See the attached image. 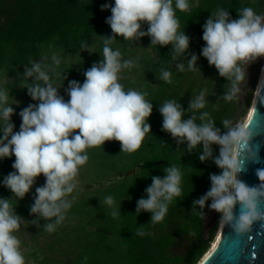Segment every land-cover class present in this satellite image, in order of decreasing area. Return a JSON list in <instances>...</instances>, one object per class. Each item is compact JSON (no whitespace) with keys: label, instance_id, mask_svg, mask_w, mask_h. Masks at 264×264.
<instances>
[{"label":"trees","instance_id":"trees-1","mask_svg":"<svg viewBox=\"0 0 264 264\" xmlns=\"http://www.w3.org/2000/svg\"><path fill=\"white\" fill-rule=\"evenodd\" d=\"M189 2L190 11H176L179 31L190 37L189 50L179 60L172 59L171 45L150 46L147 36L139 41H125L117 36L112 43L113 50L119 49L123 59L136 65L123 69L119 82L125 90L147 93L146 99L153 104L148 120L151 132L133 153L122 152L116 141L87 149L89 159L76 178L80 188L76 187L67 197L72 206L55 231L44 228L52 221L30 214L35 188L45 183L43 175L23 199H18L3 185V178L14 171L15 157L0 159V198L11 199L16 213L23 218L15 235L21 248L28 249L25 264H198L211 248L220 214L216 224L206 231L209 208L203 209V216L193 201L209 190L210 175L219 174L220 169L212 160H199V146L188 153L185 144L178 146L170 134L162 131L158 109L166 100H176L187 110L189 100L206 89L205 108L186 112L184 119L196 115V122L200 123L198 117L206 111L223 131V120L236 125L245 117L257 81V75L251 84L246 81L256 68L255 60L244 65L245 79L239 83V91L233 99L225 100L231 83L200 55L205 45L203 25L217 8L227 9L233 19L238 18L237 11L242 7L264 14V0ZM104 4H114V0H0V88L10 92L8 103L15 109L11 117L14 131H19L22 122L19 112L38 103L27 94L23 76L30 60L51 66L47 70L52 82L67 101L69 81L83 83V73L102 59L101 37L112 35L105 22L111 12L102 10ZM142 30H147L146 23ZM83 43L87 49L81 47ZM193 53L199 57L197 68L188 70L187 56L190 58ZM53 56L59 59L58 65ZM263 59L259 58L257 66ZM178 62L184 63V71L176 68ZM161 68L172 73L171 83L160 79ZM28 82L32 83L31 78ZM213 150L218 155V146L213 145ZM171 165L183 173L182 194L169 205L162 222L151 223L150 213H136V202L146 198L145 188L151 184V177H163V168ZM107 196L113 197L114 206L103 203ZM114 210L120 211L118 217L111 215ZM138 230L145 235H137Z\"/></svg>","mask_w":264,"mask_h":264},{"label":"clouds","instance_id":"clouds-1","mask_svg":"<svg viewBox=\"0 0 264 264\" xmlns=\"http://www.w3.org/2000/svg\"><path fill=\"white\" fill-rule=\"evenodd\" d=\"M102 10L111 12L105 22L112 35L101 37L102 59L83 73V83L69 81L67 101L52 82L47 70L51 66L30 60L23 76L27 94L38 103L29 104L19 112L22 122L19 131H14L11 117L15 109L8 103L10 92L0 88V159L15 157L14 171L3 178V185L15 197L23 199L43 175L45 183L35 188L30 214L52 221L44 225L48 232L56 230L72 206L67 197L77 187L79 169L89 159L87 149L116 141L122 152L133 153L151 132L148 120L153 104L146 99L147 93L125 90L119 82L121 71L136 65L130 59H123L119 49L113 50L111 45L116 37L139 41L147 36L150 46L171 45L173 60L185 56L190 46V37L185 31H179L176 16L177 10H191L189 0H114V4L102 5ZM237 15L238 18L233 19L227 9L217 8L203 25L205 45L200 55L215 67L220 77L231 83L229 92L224 94L225 100L233 99L239 91L238 85L245 79L244 65L264 58V14H258L252 7H242ZM145 23L146 31L142 30ZM81 47L87 49L88 45L83 43ZM187 58L188 70L197 68L199 57L193 53ZM52 59L56 65L60 63L56 56ZM176 68L182 72L185 65L178 62ZM160 72V79L171 83L172 73L164 68ZM30 78L32 83L28 82ZM206 91L191 98L187 110L176 100L161 104L158 109L162 116L161 130L170 134L178 146L185 144L188 153L199 146V160H212L220 169L219 174L210 175L209 190L194 200L193 206H198L203 216L207 206L220 214L222 225L242 234L249 231L254 222L264 220L261 209L264 169L256 171L258 186H249L239 179L246 170L239 150L249 145L253 136L248 121L232 125L225 119L222 131L206 111L200 113V123L196 122V115L184 119L186 112L205 108ZM213 145L218 146V155H214ZM251 159L257 160L256 154ZM163 172V177H151V184L145 188L146 198L141 197L136 202V213H150L151 223L162 222L169 205L182 194L181 169L171 165L164 167ZM103 203L115 204L112 196H107ZM111 215L118 217L120 211L114 210ZM22 219L11 199L0 198V264H25L21 241L15 235ZM137 235L145 233L138 230Z\"/></svg>","mask_w":264,"mask_h":264},{"label":"water","instance_id":"water-1","mask_svg":"<svg viewBox=\"0 0 264 264\" xmlns=\"http://www.w3.org/2000/svg\"><path fill=\"white\" fill-rule=\"evenodd\" d=\"M260 78L248 118L253 136L249 145L239 150L240 159L246 162V170L239 175V179L249 186L260 184L256 171L264 169V67ZM253 154L257 157L255 161L251 159ZM261 209L264 210V202ZM236 212H239V205ZM221 225L218 227V231L221 227L218 242L198 264H264V220L254 222L250 230L242 234H237L230 226ZM212 227L210 225L206 231Z\"/></svg>","mask_w":264,"mask_h":264},{"label":"rangeland","instance_id":"rangeland-1","mask_svg":"<svg viewBox=\"0 0 264 264\" xmlns=\"http://www.w3.org/2000/svg\"><path fill=\"white\" fill-rule=\"evenodd\" d=\"M255 63H256V68L253 70V72L249 73V78L246 80L247 82H250V84H251L254 75H257V81H256V85H255V87H254V91H253V96H252V98H254L255 91H256V89H257V87H258V85H259V83H260V80H261L260 77H261L262 69H263V67H264V59H263L262 62L259 64V66H257L258 63H259V58L255 60ZM251 103H252V100H251V102H250V106H249V108H248V111H247L245 117L242 118L241 120H239V121L237 122V124H239V123H243V122H246L247 117H249L250 107L252 106ZM247 120H248V119H247ZM117 179H119V178H117ZM77 182H78V181H77ZM77 187L80 188V186H78V183H77ZM80 190H81V189H80ZM216 213H217V212H215V211H213V210H210V209L208 210V213H207L206 216H205V226H206V229H207V227H209L210 225H213V226H214V225L216 224V222H217V220H218V215H219V213H218V215L216 216ZM220 225H221V223H219V226H220ZM219 226H218V227H219ZM221 226H222V225H221ZM220 228H221V227H220ZM219 232H220V229H219V231H218V229H217L216 236H215V238L213 239L214 242L217 240V236H218ZM212 244H213V243H212ZM212 244H211V246H212ZM211 246H210V247H211ZM27 251H28V249H26V248H24V247L21 248V252H22V254H23L24 257H25V263L28 262V260L26 259V255H25V253H26Z\"/></svg>","mask_w":264,"mask_h":264},{"label":"bare ground","instance_id":"bare-ground-1","mask_svg":"<svg viewBox=\"0 0 264 264\" xmlns=\"http://www.w3.org/2000/svg\"><path fill=\"white\" fill-rule=\"evenodd\" d=\"M257 88H258V87H257ZM248 118H249V117H247V119H248ZM247 119H246V121H248ZM220 234H221V228H220V232H219V234H218V236H217V240H216L215 242H213V244H212L211 248L209 249V251H210L212 248L215 247L216 243L218 242V240H219V238H220ZM208 253H209V252H207L206 255H208ZM206 255L204 256V258L206 257ZM204 258H203V259H204ZM201 261H202V260H201ZM201 261H200V262H201ZM200 262H199V263H200Z\"/></svg>","mask_w":264,"mask_h":264}]
</instances>
